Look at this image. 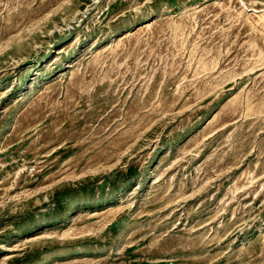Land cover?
<instances>
[{
  "label": "rangeland",
  "instance_id": "1",
  "mask_svg": "<svg viewBox=\"0 0 264 264\" xmlns=\"http://www.w3.org/2000/svg\"><path fill=\"white\" fill-rule=\"evenodd\" d=\"M0 264H264V0H0Z\"/></svg>",
  "mask_w": 264,
  "mask_h": 264
}]
</instances>
